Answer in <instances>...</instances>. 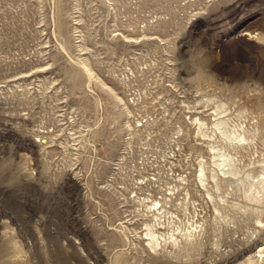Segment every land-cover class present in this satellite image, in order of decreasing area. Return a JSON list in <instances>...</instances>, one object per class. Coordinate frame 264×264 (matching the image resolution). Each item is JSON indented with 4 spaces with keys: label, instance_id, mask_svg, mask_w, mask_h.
<instances>
[{
    "label": "rangeland",
    "instance_id": "rangeland-1",
    "mask_svg": "<svg viewBox=\"0 0 264 264\" xmlns=\"http://www.w3.org/2000/svg\"><path fill=\"white\" fill-rule=\"evenodd\" d=\"M0 264H264V0H0Z\"/></svg>",
    "mask_w": 264,
    "mask_h": 264
},
{
    "label": "bare ground",
    "instance_id": "bare-ground-1",
    "mask_svg": "<svg viewBox=\"0 0 264 264\" xmlns=\"http://www.w3.org/2000/svg\"><path fill=\"white\" fill-rule=\"evenodd\" d=\"M84 69V68H83ZM87 69V68H86ZM85 71V70H84ZM87 72V71H86ZM86 75V74H85ZM90 75H91V73H90ZM89 77V76H88ZM92 77V76H91ZM88 80H89V78H88ZM91 80V79H90Z\"/></svg>",
    "mask_w": 264,
    "mask_h": 264
}]
</instances>
